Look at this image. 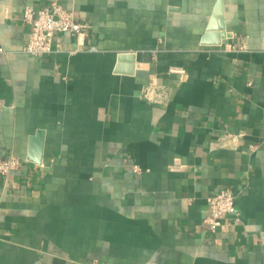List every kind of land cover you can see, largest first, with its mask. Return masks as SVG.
I'll use <instances>...</instances> for the list:
<instances>
[{"label": "crops", "instance_id": "obj_1", "mask_svg": "<svg viewBox=\"0 0 264 264\" xmlns=\"http://www.w3.org/2000/svg\"><path fill=\"white\" fill-rule=\"evenodd\" d=\"M218 1L0 0V264H264V0L206 38ZM53 2L90 34L30 56L24 9Z\"/></svg>", "mask_w": 264, "mask_h": 264}, {"label": "built area", "instance_id": "obj_2", "mask_svg": "<svg viewBox=\"0 0 264 264\" xmlns=\"http://www.w3.org/2000/svg\"><path fill=\"white\" fill-rule=\"evenodd\" d=\"M22 20L30 30L23 51L37 58L52 53L53 42H60V36L64 34L75 38L79 48L83 47L92 29L89 20L78 16L75 11L66 9L58 2H53L42 9H36L30 5L26 6ZM96 50L95 47L90 48L92 52ZM172 70L179 74L185 72L183 69ZM21 164L20 159L13 155L0 159V177L7 180L15 171L20 169ZM133 170L136 173L140 172L137 165L133 166ZM238 215L236 196L230 189H224L212 197L204 224L209 232L216 233L223 226V221L227 216L238 219Z\"/></svg>", "mask_w": 264, "mask_h": 264}, {"label": "water", "instance_id": "obj_3", "mask_svg": "<svg viewBox=\"0 0 264 264\" xmlns=\"http://www.w3.org/2000/svg\"><path fill=\"white\" fill-rule=\"evenodd\" d=\"M223 0H219L217 5H216V9L214 11V15H213V20H212V24L210 25L209 29H208V34L206 35V38L210 37V36H213L212 34H210L209 32H213V31H217L219 28L216 27V21L218 19H220L222 17V13H223ZM225 27H224V23L222 22L221 26H220V31H224ZM218 37V35H215ZM220 36L219 35V39H217L216 41L213 42L214 45H219L221 44V39H220ZM224 38V37H222ZM134 60H135V57L134 55L132 54H122L119 56V65L124 62V61H129L131 63V66L129 67L128 70H126L125 72L127 73H132L133 72V69H134V66H132L134 64ZM120 70V69H118ZM41 136L42 133H38V136ZM37 162L38 159H37Z\"/></svg>", "mask_w": 264, "mask_h": 264}]
</instances>
